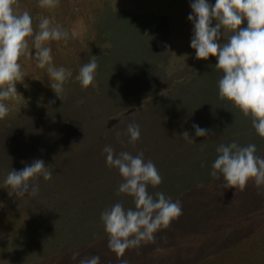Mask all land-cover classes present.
<instances>
[{"label": "rangeland", "instance_id": "374dc122", "mask_svg": "<svg viewBox=\"0 0 264 264\" xmlns=\"http://www.w3.org/2000/svg\"><path fill=\"white\" fill-rule=\"evenodd\" d=\"M78 1L81 6L71 12L70 4L60 10V1L48 9L39 0H19L16 9L30 14L35 31L48 18L68 33L67 40L47 46L54 66L72 76L59 98L46 68H37L36 60L25 55L20 60L24 83L16 85L20 95L4 101L9 113L0 120V264H79L85 255L99 256L100 264H264L262 189L252 181L243 192L224 188L222 176L210 175L220 144H255L256 154L264 157V138L250 119L219 98L222 72L215 68L216 58L196 59L187 5L194 0L167 6L164 0H143L128 10L132 13H125L126 0ZM112 12L123 17L114 20ZM29 50L34 55L32 38ZM93 56L98 63L94 87L84 89L75 77ZM130 123L140 126L134 146L125 135ZM193 124L214 134L196 137ZM184 131L195 143L180 136ZM105 146L116 153L143 152L162 177L161 185L149 191H162L182 205V215L156 234V243L143 245L139 254L128 249L120 259L107 246L100 211L118 201L126 208L133 204L117 195L122 177L108 167ZM34 159L49 166L52 179L41 177L34 197L9 196L8 172ZM83 210L89 220L58 229L67 217H84ZM64 232L73 234L68 248ZM72 245H82L84 256L54 263Z\"/></svg>", "mask_w": 264, "mask_h": 264}, {"label": "clouds", "instance_id": "9594fccd", "mask_svg": "<svg viewBox=\"0 0 264 264\" xmlns=\"http://www.w3.org/2000/svg\"><path fill=\"white\" fill-rule=\"evenodd\" d=\"M39 2L42 8L52 9L58 0ZM18 7L19 0H0V120L9 113L4 101L15 100L20 95L16 85L24 83L20 60L25 55L36 60L37 68H46L54 81L50 83L51 88L59 98L64 84L72 76L70 70L54 66L52 50L47 46L51 41L67 40L68 33L59 25L53 26L48 18L41 20L39 30L35 31L30 14L27 11L18 13ZM190 7L192 13L188 20L193 24L190 46L195 50L196 59L216 58L215 68L222 72L218 80L219 98L230 102L250 119L256 133L264 138V0H215L214 5L206 0H194ZM245 21L247 26L241 27ZM225 33L230 35L226 42H221ZM29 38H32L34 55L29 50ZM95 57L85 63L75 77L84 89L94 87L98 69ZM24 87L29 85L25 83ZM192 127L196 137L214 134L196 124ZM125 135L129 137L128 143L134 146L141 136L140 126L130 123ZM180 136L187 143H195L187 131ZM216 151L218 155L210 175L216 180L224 178L220 186L243 192L252 181L262 189L258 194H264V157L256 154L255 144L241 146L233 141L228 145L220 144ZM104 152L108 167L117 169L122 177L117 195L130 197L133 204L126 208L123 201H118L100 215L108 236L107 246L120 259L128 249H136L139 254L143 245L156 243V234L168 229L182 215V205L162 191H149V187L157 189L161 185L162 177L151 160L145 161L143 152L136 155L128 151L116 153L111 146H105ZM41 177L44 181L51 180L52 171L42 159H34L19 171L10 170L4 184L10 189L9 196L15 194L18 198L27 194L34 197L39 193L37 181ZM78 256L79 252H74L72 259ZM79 264H100V257H85Z\"/></svg>", "mask_w": 264, "mask_h": 264}, {"label": "trees", "instance_id": "16d2710c", "mask_svg": "<svg viewBox=\"0 0 264 264\" xmlns=\"http://www.w3.org/2000/svg\"><path fill=\"white\" fill-rule=\"evenodd\" d=\"M127 1V3H125V5L126 4H129V6L131 7V10H135V9H133V6L135 5V4H137L138 2L139 3H141V2H143V0H126ZM167 2H170L171 3V5H173L175 2H177V1H175V0H164V5H166L167 6ZM206 2H208L209 4H212V5H214L215 4V0H206ZM147 3H149V0H148V2ZM191 4V2H188L187 3V5H190ZM161 5H163V4H161ZM156 6L158 7V4L156 3ZM160 7V6H159ZM125 12V11H124ZM125 13H128V11H126ZM123 15V14H122ZM120 17L121 16H118V17H114V20H120ZM122 29H124V27L122 28ZM179 172V171H178ZM176 182H178L177 180L173 183V184H175ZM113 205V204H112ZM111 205V206H112ZM63 209V208H62ZM78 211H79V209H78ZM101 212H103V211H100V215H101ZM83 215H84V217H75L74 215H73V217H71V218H69V217H67V221H66V223H60L59 224V226H58V229H64L65 230V228L64 227H66L67 226V224H69V229H73V228H76L79 224H81V223H83V222H85V221H87V220H89L90 219V214H88V211H86V210H83L82 212H81ZM79 214V213H78ZM97 221V220H96ZM98 222H100L101 223V225L103 224L102 223V221L100 220V221H98ZM72 235L73 234H69L68 236H66V234H65V232H64V234L62 233L61 234V236H62V241H68L67 243H66V248H68V244H69V241H70V238L72 237ZM76 235H77V237H78V234L76 233ZM70 236V237H69ZM57 238H59V236H57ZM59 240V239H58ZM70 248L69 249H67V250H62L63 252H61L58 256H56L55 257V259H54V263H57V262H62L61 260H58V259H62V258H64L65 260H70V259H72V255H73V251H70V250H73V249H76V248H78V249H80L81 250V253L79 252V256L76 258V260H78L79 258H81L82 256H84V255H81L82 254V250H83V246L82 245H78V246H75V245H72V246H69ZM159 249H160V247H159ZM83 252H85L86 253V251H84L83 250ZM86 257V255L84 256V258ZM73 260V259H72ZM119 261H121V260H117L116 261V263H118ZM124 261H127V264H132V262L130 261V260H122L121 261V263H123ZM120 263V264H121ZM115 264V263H114Z\"/></svg>", "mask_w": 264, "mask_h": 264}, {"label": "crops", "instance_id": "0c3cea01", "mask_svg": "<svg viewBox=\"0 0 264 264\" xmlns=\"http://www.w3.org/2000/svg\"><path fill=\"white\" fill-rule=\"evenodd\" d=\"M59 1H60V3H59ZM65 1H67V2H64V0H58V3L61 5V7H60V10H62V8H63V4H66V5H71L70 7H72V8H70L69 10V12H71L72 10H75V9H78L79 8V6H81L80 5V3H79V1H78V3H77V1H73V0H65ZM90 1V0H89ZM125 5V4H124ZM126 5H128V8L129 9H126L127 11L128 10H130L131 9V7L129 6V4H126ZM59 7V6H58ZM128 12H130V13H132L131 11H128ZM111 16H116V17H118V16H121L120 17V19L123 17V15H118L117 13H115L114 14V12H112L111 13ZM243 23H246V21L245 22H243ZM133 24V23H132ZM122 29V28H121ZM131 36H132V34H131ZM133 39V37H131V40Z\"/></svg>", "mask_w": 264, "mask_h": 264}]
</instances>
